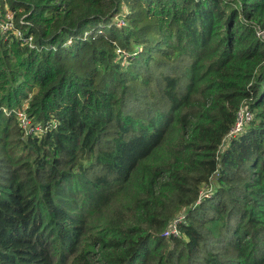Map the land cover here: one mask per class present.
Wrapping results in <instances>:
<instances>
[{
	"label": "trees",
	"instance_id": "obj_1",
	"mask_svg": "<svg viewBox=\"0 0 264 264\" xmlns=\"http://www.w3.org/2000/svg\"><path fill=\"white\" fill-rule=\"evenodd\" d=\"M0 11V264H264V0Z\"/></svg>",
	"mask_w": 264,
	"mask_h": 264
},
{
	"label": "built area",
	"instance_id": "obj_2",
	"mask_svg": "<svg viewBox=\"0 0 264 264\" xmlns=\"http://www.w3.org/2000/svg\"><path fill=\"white\" fill-rule=\"evenodd\" d=\"M12 26V23H9ZM20 36V34H18ZM258 37H260L261 39L264 40V31L259 30L258 31ZM254 115L252 113V111L249 109L248 105L244 104L241 106L240 111L238 113V119H237V123L235 128L233 129L232 133L230 134V137L232 135H235L237 133H240L243 131L244 127L249 124L252 119H253ZM183 217H181L179 220H182ZM172 233H177L176 227L174 225V227L171 230Z\"/></svg>",
	"mask_w": 264,
	"mask_h": 264
},
{
	"label": "rangeland",
	"instance_id": "obj_3",
	"mask_svg": "<svg viewBox=\"0 0 264 264\" xmlns=\"http://www.w3.org/2000/svg\"><path fill=\"white\" fill-rule=\"evenodd\" d=\"M8 13V18H9V20H12V16H11V13H9V12H7ZM125 13V12H124ZM0 14H1V11H0ZM11 23V22H10ZM118 25V26H122V25H125V22L123 21V18L122 17H119V18H117V19H114V21H112V23H111V25ZM11 26V24H5L3 27H2V31L5 29H8L9 27ZM230 139L228 138L227 140H226V142H225V145H224V147H227L228 146V141H229ZM209 191H212V189L211 188H207V187H204L203 188V194H202V198H204V197H207V196H209L211 193L209 192Z\"/></svg>",
	"mask_w": 264,
	"mask_h": 264
}]
</instances>
